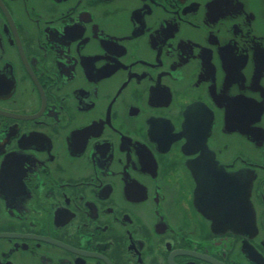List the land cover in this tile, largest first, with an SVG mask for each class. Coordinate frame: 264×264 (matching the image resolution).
Wrapping results in <instances>:
<instances>
[{
    "label": "flooded vegetation",
    "instance_id": "af4514ba",
    "mask_svg": "<svg viewBox=\"0 0 264 264\" xmlns=\"http://www.w3.org/2000/svg\"><path fill=\"white\" fill-rule=\"evenodd\" d=\"M0 264H264V0H0Z\"/></svg>",
    "mask_w": 264,
    "mask_h": 264
}]
</instances>
